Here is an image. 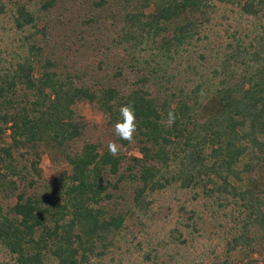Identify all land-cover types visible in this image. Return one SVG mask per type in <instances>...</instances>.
Listing matches in <instances>:
<instances>
[{"label":"trees","instance_id":"trees-1","mask_svg":"<svg viewBox=\"0 0 264 264\" xmlns=\"http://www.w3.org/2000/svg\"><path fill=\"white\" fill-rule=\"evenodd\" d=\"M11 2L22 37L0 58V264H105L135 250L132 264H182L198 240L202 264L264 261V0ZM129 103L138 127L119 140L137 154L86 139L76 106L114 129ZM43 147L69 169L45 178ZM167 192L179 207L165 230Z\"/></svg>","mask_w":264,"mask_h":264},{"label":"rangeland","instance_id":"rangeland-1","mask_svg":"<svg viewBox=\"0 0 264 264\" xmlns=\"http://www.w3.org/2000/svg\"><path fill=\"white\" fill-rule=\"evenodd\" d=\"M7 4V9L4 13L0 12V58L2 56L6 58L7 60H11L13 55H15V50H18V46L20 45V38L22 37L21 33H18L14 26V20H13V11L11 8H13L12 0H3ZM30 4L32 6L39 5L36 0H29ZM35 2V3H34ZM60 2V1H58ZM37 3V4H36ZM89 6V1L86 2ZM82 8L81 5L78 6L77 9ZM53 13L51 14V19L54 21L57 19L58 14L65 13V7L61 5V3L57 4L56 7L53 8ZM81 10V9H79ZM68 13V12H67ZM68 16V14L66 15ZM221 20L222 18H218ZM233 19V16L231 17ZM73 23V22H72ZM72 23H70L72 25ZM220 28V29H219ZM216 29H223L220 25H216L214 27L213 33ZM90 31V30H89ZM219 31V32H220ZM64 33L58 34L56 39L62 38ZM101 31L97 30V36L100 37ZM81 42V41H80ZM80 42L77 40L76 42H73L72 49H79L84 50L85 48L80 47ZM72 53V52H71ZM79 56L77 57L78 61L85 58L86 52L82 53H76ZM2 63H5V61L2 59ZM76 108L86 116L87 120L90 122V128L87 130L86 139H91L97 142H100V144L103 147H107V144L109 141H114L120 146V151L127 153L131 152L134 154H137V149L129 151L128 147L124 145V143L119 140V137L115 134L114 129H111L107 126L106 118L104 117L103 113L98 111L94 107H87V106H76ZM80 143H82L80 141ZM134 144V143H131ZM43 149V156L41 160V167L44 171L45 178H50L54 174H57L62 169H69V165L65 162L64 158L57 157L55 155H51V151H49L47 148ZM160 205V210L162 209L161 206L168 207L172 206L171 214L169 215V219L165 222L164 220H157V222L161 225H165L164 228L169 229V227L173 226L176 221V212L179 207V201L176 199L175 195L171 192H167L166 194L162 195V197H159L158 206ZM169 212V210L165 211V213ZM163 216V215H162ZM166 218V217H165ZM156 222V224H157ZM154 227L153 229H155ZM164 229L159 228V231H162V234L165 232ZM151 230V229H150ZM159 234V237H158ZM154 237L160 238V233H158ZM206 241L209 242V244H215L218 242V235L217 233H207L206 234ZM148 235L146 233H142L141 239L147 240ZM156 240V239H154ZM139 251L135 250L134 254H124V252L120 253L118 257H115L114 260L107 259L105 264H132L134 260L137 258H140ZM131 258V260L129 259ZM4 258H7V256L0 251V261ZM202 259H205L206 262L209 260L206 251H204L203 241L198 240L194 245L190 247L189 250V257L185 260H182V264H202ZM259 264H264V261H261Z\"/></svg>","mask_w":264,"mask_h":264},{"label":"clouds","instance_id":"clouds-1","mask_svg":"<svg viewBox=\"0 0 264 264\" xmlns=\"http://www.w3.org/2000/svg\"><path fill=\"white\" fill-rule=\"evenodd\" d=\"M119 114L120 118L113 125L114 132L120 139L133 142L138 127L133 105L131 103L121 105ZM167 122L169 126L175 122V114L173 111L169 112ZM107 149L111 155L116 156L120 151V146L114 141H109Z\"/></svg>","mask_w":264,"mask_h":264}]
</instances>
